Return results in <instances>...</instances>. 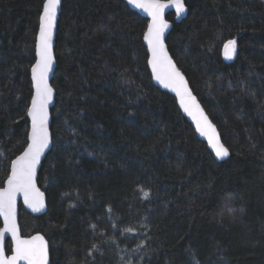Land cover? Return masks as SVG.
Returning a JSON list of instances; mask_svg holds the SVG:
<instances>
[{"label":"trees","instance_id":"16d2710c","mask_svg":"<svg viewBox=\"0 0 264 264\" xmlns=\"http://www.w3.org/2000/svg\"><path fill=\"white\" fill-rule=\"evenodd\" d=\"M183 1L166 44L229 156L218 161L154 84L146 18L124 0H62L37 176L47 209L20 206L50 264H264V0ZM44 2L0 0V186L27 144Z\"/></svg>","mask_w":264,"mask_h":264},{"label":"snow or ice","instance_id":"6c2138e0","mask_svg":"<svg viewBox=\"0 0 264 264\" xmlns=\"http://www.w3.org/2000/svg\"><path fill=\"white\" fill-rule=\"evenodd\" d=\"M60 0H45L43 4V14L40 17V35L37 42V62L32 66L33 79L36 81L37 94L33 97L32 107L28 110V114L32 117L33 126L32 133L29 137L30 143L28 148L22 156L12 161V171L7 180V188L0 190V216H3L5 228L0 230V239L3 238L4 232H10L13 237H16L15 255L10 258L3 256L0 252V264H16L18 260H26L28 264H44L46 260V247L41 243L37 246L34 242L42 241V237H33L31 241L21 240L17 236V229L14 223V195L17 191H23L25 200L28 202L29 193L33 190L32 176L34 174L35 165L39 161L40 154L48 143V132L46 127L47 117L43 114V110L51 97V89L47 86L46 75L48 68L52 63L51 56V29L56 17V9ZM175 4L177 14L185 11L183 0H171ZM137 7L144 8L149 11L152 17V23L148 26V31L145 33V39L149 42L152 52V59L149 61L155 70L158 64H163L167 61L166 53L164 52L163 43L161 41V34L167 24L162 21L160 13L165 7L164 4L159 3V0H146V2L136 3ZM224 54L231 58L236 52V41L228 40L224 45ZM170 64V61H167ZM39 72V75L37 73ZM161 82L168 80L169 83L177 80L183 81V77L173 67L171 72L166 73L164 77L159 74L156 77ZM165 86H168L166 84ZM178 95H181L178 91ZM190 96V94H188ZM194 102V98H192ZM181 103L185 107V111L192 113L188 105L181 95ZM198 107V106H197ZM39 115V119H38ZM206 120V117L204 118ZM199 127V121L197 122ZM210 143L216 149L217 157L227 156L228 149L222 144L217 147L213 141V137H209ZM147 195V193H145ZM36 210V209H34ZM95 247V245H93Z\"/></svg>","mask_w":264,"mask_h":264},{"label":"water","instance_id":"95a60500","mask_svg":"<svg viewBox=\"0 0 264 264\" xmlns=\"http://www.w3.org/2000/svg\"><path fill=\"white\" fill-rule=\"evenodd\" d=\"M124 1L129 6V8H131L132 10H134L135 12H137L138 14H140L141 16H143L144 18H146L148 20L146 29H145L144 34H143V43L146 47V51L148 54L147 64H148V68H149V71H150V74L152 76V80H153L154 84L156 86H158L160 89L168 91L169 93H171L175 97L179 109L181 110L183 115L187 118L189 123L194 128L198 138L207 142L208 148L211 150V152L213 153V155L215 156V158L218 161L224 160L225 158H227L229 156L230 151L228 150L229 154L225 157H217L216 156V154H215L216 149L213 147V143H210V141H209L210 136L213 137V141L217 144V147L221 144L225 148H227V147L224 145V143L221 140V136H220L218 128L213 123V121L210 119L209 115L207 114V112L203 108L201 102L199 101L198 97L193 92L186 75L183 73V71L176 64V62L173 59V57L171 56V54L168 50L167 44H166V37H167L168 33L170 32L172 25H173L172 22L170 20H168L166 16L169 12H174V15H175L174 21L179 22L181 19H183L186 16L187 11H188V8L185 5L184 1H183V3L185 5V11L178 15L175 4L172 3L171 0H159V3L165 5L162 12L160 13V17H161L162 21L167 24V27L163 29V32L161 34V41L163 43L164 52L166 53V56H167V61H170V64H168L167 61L164 62L163 64H158L155 70L153 69V65L151 63H149V61L152 59V52H151V49L149 46V42L144 38L145 33L148 31L149 24L152 23V17L149 14V11L145 10L144 8H140V7L136 6L137 0H124ZM61 2H62V0H60L59 4L57 6L55 21L53 22L52 29H51L50 44H51L52 63H51V66L48 68L47 75H46L47 86L51 89V97H50V99H48L47 104L43 110V114L46 115V117H47L46 127H47V132H48V143H47V146L44 148L43 152L40 154L38 163H36V165H35L34 174L32 176V184L34 187H33V190L29 193L28 202H26V200H25V195H24L23 191H17L14 195V223H15V226L17 229V236L21 240H29V241H31L33 237H42V241L37 240L34 243L37 246H39L41 243H43V245L46 247L47 255H46V260H45L44 264H50L48 240L45 238V236L43 234H41L39 232L34 233L30 236H22L20 225H19V206L21 205V207L24 208V210H26L27 212H29L33 216L41 215L47 209L46 196L37 183V176H38V171H39L41 162L44 159V157L46 156L49 149L51 148V144H52V135H51V131H50V124H51V118H52L51 117V108L53 107L54 102H55V89L51 84V80H52L54 70L56 67V58H55L54 47H55L57 20H58L59 13L61 10ZM138 2L143 3V2H146V0H138ZM42 14H43V10L40 14V17ZM40 17H39V25H38V30L36 33V41H35V60H34L33 64L31 65V68H30V78H31V83H32V95H31L28 110L32 107L33 97L37 94L36 81L33 79L32 66L34 64H36L37 59H38L36 46H37L38 38L40 35V24H41ZM173 67L176 71H178L180 73V76L183 77L182 82L177 80L175 82L169 83L168 80H166V79L164 80V82H161L160 79L156 78L158 74L161 77H164L166 75V73L172 71ZM37 75H39V72L37 73ZM166 84H168V86H165ZM178 91L180 92L181 95H183L184 101L188 105L189 110L192 113L191 115L189 114V112L185 111V107L181 103V95L177 94ZM188 94H190V96ZM192 98H194V102H193ZM28 110H27V114H26L27 118L29 120V128H28V133H27V144H26L25 148L17 156H15L11 160L10 166H9V174H8L7 178L5 179L3 185L0 186V190L5 189L8 186L7 180H8L9 175H11L12 161H14L18 157L22 156L23 153L28 148L29 143L31 142L29 137L32 133L33 120H32V117L28 114ZM205 117H206V120L204 119ZM38 119H39V115H38ZM198 121H199V125H200L199 127L197 126ZM34 209H36V210H34ZM0 220L2 223L0 230H3L5 228V222H4L3 216H0ZM7 239H9L11 242V252L9 254H7L5 251V242ZM15 248H16V237H13V235L10 232H4L3 238L0 239V252H2L4 257L10 258L13 255H15ZM16 264H28V262L26 260H18L16 262Z\"/></svg>","mask_w":264,"mask_h":264},{"label":"flooded vegetation","instance_id":"af4514ba","mask_svg":"<svg viewBox=\"0 0 264 264\" xmlns=\"http://www.w3.org/2000/svg\"><path fill=\"white\" fill-rule=\"evenodd\" d=\"M20 206H21V205H20ZM20 206H19V225H20ZM1 226H2V223H1ZM0 228H1V227H0ZM20 229H21V228H20ZM36 233H37V232H36ZM21 234H22V232H21ZM32 234H34V233H32ZM32 234H30V235H32ZM30 235H23V234H22V236H30ZM8 244L10 245V251H9V252H8L7 249H6V247H7ZM5 251H6L7 254H9V253L11 252V242H10L9 239H7L6 242H5Z\"/></svg>","mask_w":264,"mask_h":264},{"label":"rangeland","instance_id":"374dc122","mask_svg":"<svg viewBox=\"0 0 264 264\" xmlns=\"http://www.w3.org/2000/svg\"><path fill=\"white\" fill-rule=\"evenodd\" d=\"M126 264H129V263H126Z\"/></svg>","mask_w":264,"mask_h":264}]
</instances>
